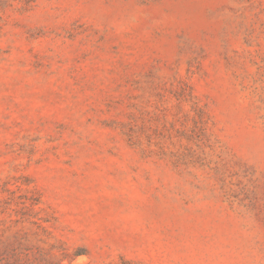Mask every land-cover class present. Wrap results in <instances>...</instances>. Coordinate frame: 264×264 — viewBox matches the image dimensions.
<instances>
[{
  "label": "rangeland",
  "instance_id": "374dc122",
  "mask_svg": "<svg viewBox=\"0 0 264 264\" xmlns=\"http://www.w3.org/2000/svg\"><path fill=\"white\" fill-rule=\"evenodd\" d=\"M264 264V0H0V264Z\"/></svg>",
  "mask_w": 264,
  "mask_h": 264
},
{
  "label": "trees",
  "instance_id": "16d2710c",
  "mask_svg": "<svg viewBox=\"0 0 264 264\" xmlns=\"http://www.w3.org/2000/svg\"><path fill=\"white\" fill-rule=\"evenodd\" d=\"M30 264H32V262L30 261Z\"/></svg>",
  "mask_w": 264,
  "mask_h": 264
}]
</instances>
